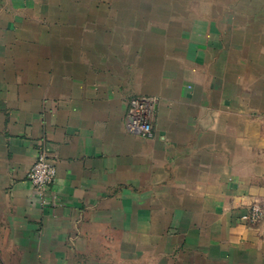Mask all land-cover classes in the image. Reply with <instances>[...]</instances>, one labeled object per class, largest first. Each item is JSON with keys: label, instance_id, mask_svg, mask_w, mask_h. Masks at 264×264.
<instances>
[{"label": "crops", "instance_id": "0c3cea01", "mask_svg": "<svg viewBox=\"0 0 264 264\" xmlns=\"http://www.w3.org/2000/svg\"><path fill=\"white\" fill-rule=\"evenodd\" d=\"M0 264H264V0H0Z\"/></svg>", "mask_w": 264, "mask_h": 264}, {"label": "built area", "instance_id": "2783aa9c", "mask_svg": "<svg viewBox=\"0 0 264 264\" xmlns=\"http://www.w3.org/2000/svg\"><path fill=\"white\" fill-rule=\"evenodd\" d=\"M155 104V99L149 97L131 99L126 119V129L129 133L143 138L154 137L155 131L150 122V116L154 111ZM57 170V161L45 152L40 151L28 173V181L37 191V195L41 200L47 192L51 191L56 181ZM261 217V208L254 206L242 219L245 222L257 223Z\"/></svg>", "mask_w": 264, "mask_h": 264}]
</instances>
